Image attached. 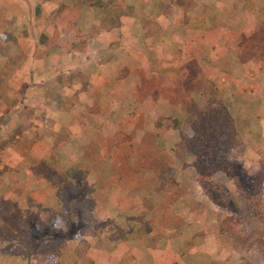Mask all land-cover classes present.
Returning <instances> with one entry per match:
<instances>
[{
	"label": "rangeland",
	"instance_id": "rangeland-1",
	"mask_svg": "<svg viewBox=\"0 0 264 264\" xmlns=\"http://www.w3.org/2000/svg\"><path fill=\"white\" fill-rule=\"evenodd\" d=\"M181 1L191 5L188 8ZM73 2L76 0H0V82L9 84H0V143L8 141L0 149V161L4 164L3 157H11L14 141L8 137L23 124L16 119H25L21 108L36 109L34 106L39 105L36 117L46 111L52 120L46 128L52 131L48 142L53 153L47 160L49 168L41 169L35 180L36 192H62L65 197L64 202L53 201L44 207L52 217L35 226V250L41 252L37 254H48L67 241L80 247L81 256L106 264H164L173 254L172 241L186 244L191 235L192 225L187 221L201 219L207 210L209 222L226 229L223 236L227 237L228 250L215 252L223 259L217 263L264 264V0H117L123 7L132 8L119 27H102L105 10L101 8H59ZM81 8L82 28L77 23ZM155 24L160 31L147 37L146 30ZM49 31H54L49 41L72 55L69 58L76 61V68L67 61L51 65L44 61L46 46L41 38ZM40 63L43 66L36 71ZM190 69L200 71L194 82L188 81ZM28 81L38 84L35 89L40 96L35 90L24 89ZM42 100L47 104L40 106ZM208 103L231 111L243 136L233 159L243 166L244 173L257 178L254 185L245 182L243 192L224 174L213 176L215 200L197 183L193 159L179 139L177 144L176 131L156 126L171 117L189 127L198 109ZM54 126L66 134H56ZM64 135L69 138L68 145ZM23 142L27 150L28 140ZM124 162L127 166L140 165L142 172L147 170L145 162L152 167L148 179L153 186L149 183L147 189L132 188L138 203L148 204L143 217L136 221L118 214L122 209L120 197H108L107 185H96L97 179L107 178ZM173 163L178 170L172 171ZM79 169H87L92 181L77 176ZM156 172L165 180L179 181L174 196L165 193V183L154 185ZM44 178L45 188L41 185ZM120 188L126 190L125 186ZM94 196L100 200L97 207L91 203ZM172 199L180 209L190 204L197 210L193 216L186 211L170 214L177 210L169 206L174 203ZM236 201L237 214L225 206ZM54 210L60 211V225L53 221ZM226 218L231 219L227 224L223 223ZM133 222L149 243L143 254L146 263L140 250L131 249L122 255L116 251L113 255V240L118 246V237L122 239L124 229ZM10 224V219L0 221V264H22V251L17 248L26 249L28 233L19 235ZM230 225L235 229L234 237L229 235ZM109 230L116 232L112 240ZM160 231L164 236L152 247ZM137 235L140 238L134 232L133 236ZM83 238L89 242L94 239L86 251ZM108 253H112L109 258ZM180 259L181 255H176L182 264ZM22 261L28 264L27 259Z\"/></svg>",
	"mask_w": 264,
	"mask_h": 264
},
{
	"label": "crops",
	"instance_id": "crops-1",
	"mask_svg": "<svg viewBox=\"0 0 264 264\" xmlns=\"http://www.w3.org/2000/svg\"><path fill=\"white\" fill-rule=\"evenodd\" d=\"M51 1L54 2L57 0H51ZM63 7H65V9L69 8L71 10H77L76 2H73V4H70V5H68L67 3H64L62 4L61 7L59 6V8H63ZM82 9L83 8H81L80 11H82ZM82 14H83V11L80 15H77L79 16V21H77V23L79 26L81 25V28H82V24L80 23V20L83 22V18L81 16ZM44 34L47 35V37H49L48 39L51 40V38L54 36V31L45 32ZM44 50H46L44 61L48 62L50 65L57 61H60V62L67 61L71 65L72 68L77 67L76 61H70L71 58H69V56H72V55L65 54L64 52L61 51V49L58 50L56 46L52 45L51 48L44 47ZM55 58H59V59L56 60ZM42 66L43 65L41 63L37 65L36 71H39L40 67ZM47 70H48V67H47ZM0 84H3V87H6L7 85H9V84L6 85L5 83H2V81L0 82ZM37 85L38 84L28 81L27 84L24 85V89L29 90V91L35 90L33 92L39 94L40 96V91H36L37 88L35 89ZM35 95L36 94H33V96ZM40 102H42V105L41 103H39L40 106H44L45 104H47L45 100H42ZM38 106L39 105L34 106L36 107V109H34L35 116H34L32 128L29 131L24 132L22 135H18L16 137V140L13 142L10 148L11 157H8L7 155L3 157L4 164L3 162L0 161V209H1L0 210V221L10 219L12 223L10 224V228H12L13 232L15 233L17 232L19 233V235L21 234V235H26V236L27 234L25 233H28V236L25 239L26 249H23L20 246L17 248L18 251H22L21 252L22 256L20 253H18V255L21 256L22 264H26L25 261H22L23 259H27L28 264H106V261L101 262L100 259H95L93 257L84 256V255L81 256L80 252L78 253V250H80V247L77 245L72 246V244H68L67 241L62 243L58 247L59 253H60L59 255L52 254L51 250L53 249L49 250L48 254H45V253L37 254L41 252H36L35 250V244H36L35 243L36 238L34 237L35 226L41 225L42 223L45 224L47 219L52 217V213L47 215V210L45 211L44 207L53 201L54 202L55 201L64 202V198H65L62 192L60 193L53 192L52 194H46V193L43 194L40 192H36V188H35L36 181L35 180L37 176H39L41 169L49 168L50 162H47V160L48 158L52 156V153H53V150L51 149L50 144L48 142L50 138V134H52V131L50 130L51 131L50 132L46 128V125H47L46 123H49L52 120H50L49 118L50 115L48 117L47 114L49 113L46 111L39 117H36ZM16 119H18L19 124L25 121V119L20 116H17ZM57 128L58 127L54 126L53 132H55L56 134H66L64 131H59ZM174 136L177 139V144H178L177 132L175 133ZM36 138H38L39 140H34ZM24 139H27L30 145V147L27 150L23 144ZM63 139H64V143L68 145L69 143L68 136L64 135ZM59 141L60 140H58L57 144L60 143ZM145 148L146 147L143 145L142 149L145 151V155L147 159L150 160L149 155L147 154ZM119 151H122V150H119ZM3 152L7 154L6 151L3 150ZM54 152L56 153L58 152V150ZM123 153H125V151ZM65 154H66V151H65ZM65 159H68V157H65ZM70 159L72 160V157ZM145 163L147 164V170L145 172H142L140 165L139 166H133V165L127 166V163L124 162L123 164H121V166L119 165L118 171H115L113 169L112 171L108 173L107 178H103L102 180L97 179V182H96V185L99 187H100V184L107 185V194L109 192L108 197L112 196V198H115V199H116V195L120 197L118 201L121 202L122 209L118 211V214H121V216H124V217H126V215H129L131 218L133 217V219L136 218L134 221L139 220L140 217H143V213L146 212L147 206H148L147 202H144V206L138 203L139 200H138L137 195L134 196L132 192V188L138 187L139 190H142L143 187L147 189L146 186H149L148 184L150 183L151 180L148 179V176L152 174L153 172H152V167L148 166L149 162H145ZM73 165H75V163H73ZM171 168H172V171L176 168L174 163H173V166H171ZM157 170L158 169H156V171ZM176 170L178 169L176 168ZM77 172H78L77 176L82 175V178L85 177L84 179L92 181V179L89 178L90 175L87 169H85V171L83 169H79ZM141 173L143 174L145 173L143 177L139 176ZM154 177L155 178H152L154 185H157L159 183H161V185H163L164 183L166 184V186L168 187V190L166 189L167 192L165 193L174 196V194L179 191V188L177 185L179 181H176L173 178L165 180L161 177L160 172H156V175H154ZM44 180L46 179L44 178L41 183L43 188H45ZM65 180L66 182L69 181V179H65ZM150 185L152 184L150 183ZM120 186H125L126 190H122ZM175 197L177 198V201L180 200V198L177 195H175ZM96 198H99V197L94 196L93 198H91L92 200L91 203H93V207L94 205H96L97 207V205L99 204L100 200ZM171 202H174V199H172ZM191 202H193V199L191 200ZM22 203H25V205H22ZM169 206H173L174 208L177 209L175 211L173 210L170 211V214L171 213L176 214L178 212L186 211V213L193 216V214L195 213V210H197V209H193L192 207H189L190 204H188L186 208L180 209V206L177 202H174L172 205H169ZM202 209L203 208H201V210ZM92 210H94L93 212H96V209L92 208ZM54 211L56 215L53 213L54 214L53 221L56 224H59V225L62 224L63 222L61 220V216L57 214L60 211H57V210H54ZM110 212L112 213V210H110ZM113 212H115V210ZM201 214L203 216L201 219L193 217L191 220H188V221H187L188 216H186L187 223L192 225V233L191 235L189 234L186 244L183 242H179V241H176V244H172L174 243L172 241L171 246L174 248V245H175L174 250L177 249V251L174 254V250H172L173 254L170 257H168L170 258V261L164 264H180L176 260V255H181L180 260L182 264H195L196 258H198V264H211L213 262H218V260H223V259L218 258L217 255L215 256L214 254L215 252H219V251L221 254L224 253V251L227 252L228 250V247L226 245L227 244L226 242L228 241L227 237L223 236L224 233L221 232V227L219 223L218 225L213 226V223L209 222V211L205 210ZM111 218H112V215H111ZM6 231L11 232V230H6ZM112 231L113 230L108 231V233L111 232L110 240H112L116 235V232L115 231L112 232ZM136 231L139 233L140 238H138V235H137V238L133 236L134 232L136 233ZM178 232L181 233V230ZM130 233H132V235H128ZM161 236H164L163 231H160V234L155 235L154 240L158 238V240L160 241ZM118 239L120 241L117 243L118 246H115L116 242H114L113 240V255L116 254L115 253L116 251L120 255H122L124 251L126 252L131 249L140 250L142 252L140 256L141 260L145 261L146 263V260L143 257L144 256L143 254L147 253L146 245L147 244L149 245V243L145 235H143L141 231L137 230V227L135 226L134 222L124 229L123 238H122L123 240L120 239L119 237ZM81 240L86 243V247L85 246L83 247L84 251L88 250L87 246H89L91 243L94 245V239L91 242L85 241L84 238ZM158 240L155 241L152 247H156V242H158ZM76 242H77L76 244H78L79 240H77ZM126 242L127 243L129 242L127 244L128 248L125 247ZM166 242L168 244V245L166 244V246L169 247L170 246V244L168 243L169 241L166 240ZM23 254H26V255L23 256ZM111 254L112 253H108L107 258H109ZM76 255H79L81 257L76 258ZM192 255L195 257V260L193 262L190 260V257ZM125 256L127 257L126 254ZM200 259L203 260V262H201Z\"/></svg>",
	"mask_w": 264,
	"mask_h": 264
},
{
	"label": "trees",
	"instance_id": "trees-1",
	"mask_svg": "<svg viewBox=\"0 0 264 264\" xmlns=\"http://www.w3.org/2000/svg\"><path fill=\"white\" fill-rule=\"evenodd\" d=\"M121 3L122 2H117V0H76L77 9L86 6L105 10V16L101 20L102 27L109 25L119 27L124 16L131 14L132 8L129 6L123 7V5H120ZM181 3L187 4L184 1H181ZM190 5L191 4H187L186 6L189 8ZM159 31L160 29L157 28L155 24L154 27L151 26L146 30V35L147 37H151ZM52 42L53 41H49L45 36L41 38V44L47 48H51L53 45ZM199 74V69L191 70L188 75V81L194 82ZM21 110L27 122L25 123L24 121L22 125L20 124V126L13 131L12 135L8 137L9 141H15L18 135H22L24 132L29 131L33 126L35 116L34 108L25 106L22 107ZM162 122V120L158 121L156 126L159 128L167 127L168 130L177 132L178 139L187 151V154L193 159L195 179L203 192L211 200H215L213 190L216 185L214 184L213 176L219 173L228 177V179L233 181L235 186L243 192L245 182L252 183L253 185L256 184L257 178L244 173L243 166L233 159L235 150L243 144V136L237 128L234 116L227 107L218 108L214 107L211 103L202 105L198 109L194 122H192L189 127H186L183 121L177 118H166L164 121L168 123L166 126L163 125ZM7 142L8 141H2L0 143V149L3 148ZM261 175H263V173H261ZM237 202L238 201H236V203L231 202L229 205L225 206L237 214L239 212ZM260 203L261 201L257 202L259 205ZM229 220L231 219L226 218L223 223L227 224L226 221ZM229 227L231 230L229 235L234 237L235 229L232 225ZM221 232L226 233L224 226L221 227ZM237 239H241V237L237 236ZM157 240L158 238L154 241ZM51 253L54 255L60 254L58 248L51 250ZM211 264L219 263L213 262Z\"/></svg>",
	"mask_w": 264,
	"mask_h": 264
}]
</instances>
